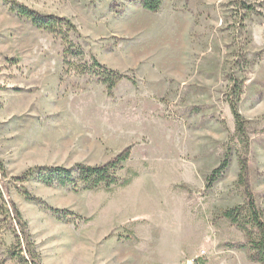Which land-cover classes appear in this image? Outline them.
Masks as SVG:
<instances>
[{
	"label": "rangeland",
	"instance_id": "1",
	"mask_svg": "<svg viewBox=\"0 0 264 264\" xmlns=\"http://www.w3.org/2000/svg\"><path fill=\"white\" fill-rule=\"evenodd\" d=\"M13 4L66 20L83 55L65 57L67 44ZM90 58L120 77L115 86L84 74ZM126 150L124 187L16 181ZM241 158L264 218V0H165L156 13L126 0H0V264H18L7 201L42 264H257L227 247L245 238L220 219L245 201ZM23 190L89 222H60Z\"/></svg>",
	"mask_w": 264,
	"mask_h": 264
},
{
	"label": "trees",
	"instance_id": "2",
	"mask_svg": "<svg viewBox=\"0 0 264 264\" xmlns=\"http://www.w3.org/2000/svg\"><path fill=\"white\" fill-rule=\"evenodd\" d=\"M115 1V0H111ZM128 3L137 2L141 8L149 13H156L165 0H126ZM10 11L14 13L18 18L28 21L32 27L44 30L49 33L57 34L64 43L67 44L65 51L66 56L83 55L82 51L76 49L69 41L68 36L73 30L66 20L57 19L53 17H43L35 12L28 10L25 7L18 5H11ZM66 63L67 61L64 60ZM68 65L72 63L67 62ZM90 66L85 69L84 74L90 75L98 83L105 85L108 89H111L118 82L120 77L99 65L94 58H90ZM231 112L234 119L236 131L242 133V121L240 115L237 113L233 104H231ZM128 158V151H124L116 155L112 160L106 164L99 166H87L83 164H75L71 167H38L26 171L19 179L21 183L33 181L35 183L52 186L55 185L61 189L71 188L73 190L78 187L81 190H97L100 187H124L128 184V181H121L118 179V171L122 170V163ZM239 173L236 184L243 187L245 201L242 205H238L234 208L223 211L220 215V219L228 222L230 225L238 229L244 236L245 241L242 244L228 243L229 249L245 250L247 258L250 262L257 264H264V218L263 213L257 207L253 196L250 193L249 186L247 184V167L243 159L238 160ZM228 167V159L226 158L221 164L215 168L206 179L207 188L212 184L223 179L225 171ZM21 194L27 201L36 203L40 209L46 211L56 220L65 223H71L72 225H85L89 222V219L82 218L74 215L67 210L53 209L47 206L42 201L21 191ZM0 202L2 208L4 206V200L0 191ZM7 205L11 211L13 224L11 226V234L14 239V245L9 253L8 257L11 260L16 261L18 264H42L39 253L36 251L35 244L32 241L31 235L27 230V224L23 221L20 213L16 210L14 205L7 201ZM4 214L6 211L4 210ZM8 217V216H7Z\"/></svg>",
	"mask_w": 264,
	"mask_h": 264
}]
</instances>
